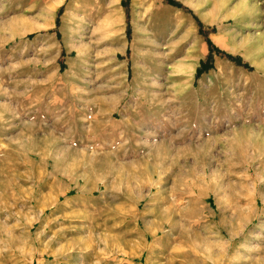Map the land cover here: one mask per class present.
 <instances>
[{
  "label": "rangeland",
  "instance_id": "obj_1",
  "mask_svg": "<svg viewBox=\"0 0 264 264\" xmlns=\"http://www.w3.org/2000/svg\"><path fill=\"white\" fill-rule=\"evenodd\" d=\"M0 264H264V0H0Z\"/></svg>",
  "mask_w": 264,
  "mask_h": 264
}]
</instances>
